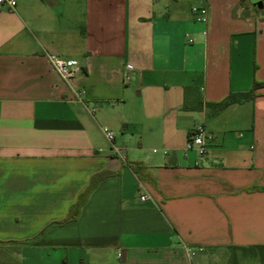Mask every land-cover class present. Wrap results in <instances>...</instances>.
Wrapping results in <instances>:
<instances>
[{"label":"crops","instance_id":"0c3cea01","mask_svg":"<svg viewBox=\"0 0 264 264\" xmlns=\"http://www.w3.org/2000/svg\"><path fill=\"white\" fill-rule=\"evenodd\" d=\"M15 3L0 6V264H264V87L206 106L264 83V0ZM45 54L79 71L63 82ZM198 125L203 156L185 149Z\"/></svg>","mask_w":264,"mask_h":264},{"label":"built area","instance_id":"2783aa9c","mask_svg":"<svg viewBox=\"0 0 264 264\" xmlns=\"http://www.w3.org/2000/svg\"><path fill=\"white\" fill-rule=\"evenodd\" d=\"M15 0H0V6L6 7L9 10L15 8ZM192 13L197 16V21L205 23L207 20V9L204 6L192 8ZM45 58L49 63L51 70L56 74L59 80L63 82H68L71 80L76 73L79 71V68L74 60H65L61 59L54 54H45ZM129 76L124 75V81H127ZM76 99L80 102H83V92L80 90L74 91ZM102 131L105 137L112 141V133L107 128H102ZM212 141V135L208 134L202 125L194 127L188 134L185 149L186 150H195L199 156H203L206 152L208 145ZM157 150H153L156 152ZM167 151L163 150V154H166ZM140 201H146V196L140 195Z\"/></svg>","mask_w":264,"mask_h":264},{"label":"trees","instance_id":"16d2710c","mask_svg":"<svg viewBox=\"0 0 264 264\" xmlns=\"http://www.w3.org/2000/svg\"><path fill=\"white\" fill-rule=\"evenodd\" d=\"M261 87H264V83H262V84L254 83L252 88L248 92L239 93V94H229L221 102L207 103L206 106L210 110V114L215 115L230 105H233L236 103H241V102L248 101V100H252L256 96L255 95L256 90L261 88ZM110 174H111L110 172H106V171L94 174L91 177L88 186L80 193V195L78 196L75 203L72 204V206L70 207L66 217L61 221L55 222L54 224L55 225H64L66 223L74 221L79 216V213H80L82 206L87 201V199H88L89 195L91 194V192L93 191V189L97 186V184L102 179H104L105 177H107Z\"/></svg>","mask_w":264,"mask_h":264}]
</instances>
